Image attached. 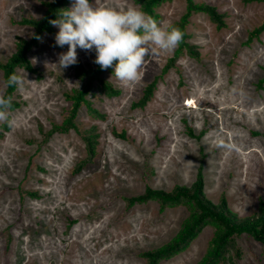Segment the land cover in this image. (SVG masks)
Listing matches in <instances>:
<instances>
[{
	"label": "rangeland",
	"instance_id": "374dc122",
	"mask_svg": "<svg viewBox=\"0 0 264 264\" xmlns=\"http://www.w3.org/2000/svg\"><path fill=\"white\" fill-rule=\"evenodd\" d=\"M45 1L0 0V61L14 51L17 37L30 38L33 28L18 21L42 17ZM194 1L215 6L224 20L218 28L205 13L190 16L187 41L197 47L198 59L184 52L162 73L176 47L154 50L132 83L104 71L120 93L107 96L95 86L89 99L104 117L90 116L82 105L78 132L46 135L67 115L65 92L81 85L72 64H56L68 47L55 42L58 26L30 50L37 72L17 69L21 82L14 98L20 106L8 110V129L1 126L6 118L0 119V264H148L141 253L171 240L189 210L162 208L155 200L130 206L126 199L146 187L190 186L199 168L213 203L224 196L241 217L258 212L264 202V31L247 39L264 20V2ZM96 3L139 7L135 0ZM156 11L159 21L172 24L185 1L167 0ZM77 54L81 65L94 67V49L77 48ZM156 76L150 101L133 107ZM4 88L0 70V94ZM86 129L98 136L91 158L79 133ZM214 231L203 227L186 249L158 264H197ZM233 242L240 256L231 264H264L263 244L246 233Z\"/></svg>",
	"mask_w": 264,
	"mask_h": 264
},
{
	"label": "trees",
	"instance_id": "16d2710c",
	"mask_svg": "<svg viewBox=\"0 0 264 264\" xmlns=\"http://www.w3.org/2000/svg\"><path fill=\"white\" fill-rule=\"evenodd\" d=\"M165 1L167 0H135L139 7L158 21L161 16L156 11V8ZM184 1V13L177 21L172 23L182 29L184 34L183 39L176 46L173 55L167 60L162 69V73L174 66L177 58L184 52L198 59L199 52L197 47L187 41L189 34L186 31V26L193 13H205L216 23L218 28L224 26L223 14L218 12L215 6L205 2H195L194 0ZM248 1L264 2V0ZM69 2L70 0L45 1L44 4L46 9L42 17L35 18L27 16L18 21L20 24L32 27L33 33L28 39L17 37L14 51L4 61H0V70L5 84L3 95H11L12 97L11 106L8 110H14L20 106V101L14 98L17 85H9L6 83L9 74L13 72L17 74V69H25L32 73L37 72L28 54L30 50L37 45L44 33L52 32L54 25L50 23V20L56 17V13L59 9L68 7ZM263 31L264 20L259 26L249 32L247 41L257 38ZM72 67L74 75L80 81L81 85L79 88H74L65 92V98L69 102L67 115L60 124H53L46 135H50L54 132H67L70 129H74L78 132L75 118L82 105L85 106L90 116L96 118L104 117V115L93 106L89 99V95L92 93L95 86L98 87L100 92L107 96H115L120 93L118 88L114 87L109 81L102 77V73L106 70H111V67L102 69L95 63L94 67L85 68L79 61L72 64ZM158 77L159 76L153 78V80L143 88L139 99L132 103L133 107L142 108L150 101L156 88ZM262 83H264V77L259 80L260 86ZM7 120L8 118L1 124L4 129L9 128ZM79 133L84 142L87 157L91 158L95 154L98 137L97 133H95L93 129H86ZM187 133L190 136H194L191 128H187ZM117 135L124 137L123 133ZM82 165L83 163L77 165L75 171H79ZM28 194L31 196L36 195L35 192H28ZM150 200L158 201L162 208L184 205L188 208L189 214L183 220L180 229L171 240L158 248L141 253L148 264H158L161 260L168 259L183 251L201 232L203 227L207 225L213 226L215 231L210 239L206 253L197 264L233 263L234 258L240 256L233 242V237L242 233H246L254 240L264 245V202L261 201L259 203V210L257 213L244 217L237 215L229 209L224 196H221L216 204L213 203L204 193V181L201 168L198 169L196 178L190 186L175 185L170 191L146 187L142 194L131 196L126 199L127 204L130 206L135 203H144ZM232 251L234 254H232Z\"/></svg>",
	"mask_w": 264,
	"mask_h": 264
},
{
	"label": "clouds",
	"instance_id": "9594fccd",
	"mask_svg": "<svg viewBox=\"0 0 264 264\" xmlns=\"http://www.w3.org/2000/svg\"><path fill=\"white\" fill-rule=\"evenodd\" d=\"M50 23L58 26L56 44L68 45L59 53V68L78 62L77 48L94 49V62L102 69L111 67L112 75L123 83L140 79V67L147 54L174 49L184 35L179 26L158 21L141 7L118 9L98 5L96 0H72ZM20 82L15 72L6 81L9 85ZM11 102V95L0 94V119L7 117Z\"/></svg>",
	"mask_w": 264,
	"mask_h": 264
}]
</instances>
